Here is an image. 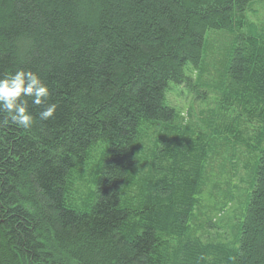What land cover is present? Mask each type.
I'll list each match as a JSON object with an SVG mask.
<instances>
[{
	"label": "trees",
	"instance_id": "obj_1",
	"mask_svg": "<svg viewBox=\"0 0 264 264\" xmlns=\"http://www.w3.org/2000/svg\"><path fill=\"white\" fill-rule=\"evenodd\" d=\"M252 1L0 0V77L37 72L58 104L39 121L44 106L29 101L30 130L0 113V264H264V29L245 16ZM208 30L232 36L218 82L228 113L212 132L166 103L171 83L206 94ZM229 135L259 149L252 190L233 239L205 241L193 221L215 140Z\"/></svg>",
	"mask_w": 264,
	"mask_h": 264
},
{
	"label": "rangeland",
	"instance_id": "obj_2",
	"mask_svg": "<svg viewBox=\"0 0 264 264\" xmlns=\"http://www.w3.org/2000/svg\"><path fill=\"white\" fill-rule=\"evenodd\" d=\"M245 16L249 22L254 23L259 30L264 29V0H254L246 9ZM232 36L220 30H208L205 35L204 65L201 82L197 81L199 70H191L194 81L203 83L206 87L205 95L200 99L195 95L191 86H174L170 84V92L166 96V103L180 111L184 120L213 131L211 124L221 113L227 114L222 101L224 88L220 87L219 75L223 72V52L230 45ZM213 82L214 86H213ZM213 86L214 88H208ZM202 85V84H201ZM168 90V91H169ZM209 120V122L207 121ZM228 137V136H227ZM231 135L228 138L221 136L215 140L216 154L210 162L206 175L207 182L203 186V194L196 215L198 220L193 221L194 230L200 237L214 241H230L233 239L236 226L238 227L245 212L244 200L252 190V180L259 152L251 151L238 143H233ZM264 147V142L262 143ZM230 204L224 211L215 209L220 206V201L231 198ZM215 207V208H214ZM213 222L209 227L208 221ZM235 229V230H234Z\"/></svg>",
	"mask_w": 264,
	"mask_h": 264
},
{
	"label": "clouds",
	"instance_id": "obj_3",
	"mask_svg": "<svg viewBox=\"0 0 264 264\" xmlns=\"http://www.w3.org/2000/svg\"><path fill=\"white\" fill-rule=\"evenodd\" d=\"M50 95L48 85L37 72L21 68L0 77V113L6 114V123L25 130L32 129L37 119L29 110V101L44 106L39 113V121L53 117L58 104L46 103Z\"/></svg>",
	"mask_w": 264,
	"mask_h": 264
}]
</instances>
